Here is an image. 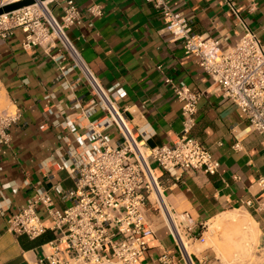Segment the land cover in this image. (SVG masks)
I'll list each match as a JSON object with an SVG mask.
<instances>
[{"label": "crops", "instance_id": "0c3cea01", "mask_svg": "<svg viewBox=\"0 0 264 264\" xmlns=\"http://www.w3.org/2000/svg\"><path fill=\"white\" fill-rule=\"evenodd\" d=\"M168 1L173 13L191 21L196 34L218 41L222 50L233 47L247 31L264 44V0ZM94 3L104 8L101 18L89 13ZM77 6L82 24L68 30L69 38L106 88L123 91L119 105L149 148L176 142L182 130V103L167 80L204 94L193 136L220 162V173L186 174L175 182L158 172L162 203H156L155 194L150 196L147 220L155 235L141 264H160L166 252L176 258V264H186L182 248L167 227L168 215L176 225V219L185 220V233L191 236L210 222L224 224L245 210L248 216L237 218L242 223L253 220L259 236H264V216L258 215L257 221L245 205L260 193L264 147L243 113L217 89L198 59L187 55L165 31L164 21L146 0H80ZM52 8L59 16L60 9ZM24 42L21 31L11 39L0 38V111L18 110L22 115L10 130L11 144L0 145V264H38L42 247L53 234L31 241L9 233L8 222L36 189L49 192L57 209L71 205L52 189L73 188V180L61 167L71 154L94 145L85 138L88 126L102 117L100 111L91 118L82 117L76 107L89 103L87 86L80 85L74 92L63 90L56 83V64L40 47L25 50ZM78 78L80 74L74 73L69 81ZM109 134L119 140L115 130ZM40 216L49 226L42 207ZM192 255L195 264L207 263L204 251Z\"/></svg>", "mask_w": 264, "mask_h": 264}, {"label": "built area", "instance_id": "2783aa9c", "mask_svg": "<svg viewBox=\"0 0 264 264\" xmlns=\"http://www.w3.org/2000/svg\"><path fill=\"white\" fill-rule=\"evenodd\" d=\"M5 1L0 0V7L9 5ZM78 1L53 0L0 16V38L8 40L17 31L23 32L25 50L40 47L56 64L59 72L56 83L63 90L74 92L80 85L87 86L89 103L76 107L82 117L91 118L97 111L102 113L99 120L89 124L85 137L94 145L71 154L61 167L73 180V188L52 189L71 205L57 209L49 192L36 189L27 205L9 220L8 232L31 241L53 234L54 238L42 247L43 256L38 264H141L155 235L147 220L150 196L155 194L156 203H162L163 185L158 172L180 182L184 175L192 173L217 176L221 164L193 136L204 94L171 80L167 83L182 103L181 133L170 145L147 146L127 111L119 105L123 91L119 87L106 88L68 36L70 28L82 24ZM146 2L164 21L165 31L180 43L187 55L198 59L199 67L217 89L243 113L249 129L262 138L264 147V44L259 37L247 31L233 47L222 50L218 41L196 34L190 20L173 13L168 0ZM52 5L60 9L59 16ZM89 13L98 19L103 16L104 8L94 3ZM74 73H79L81 78L70 82L69 77ZM21 117L18 110L0 111V145L11 144L10 130ZM111 130L119 134V140L111 137ZM235 148H239L238 144ZM258 185V198L245 205L252 213L264 216V177ZM41 207L49 226L40 216ZM167 227L184 253L176 235L181 237L179 226L174 231L167 221ZM191 240L205 242L203 236ZM176 263V258L168 252L160 257V264ZM185 263L194 264L190 255Z\"/></svg>", "mask_w": 264, "mask_h": 264}, {"label": "rangeland", "instance_id": "374dc122", "mask_svg": "<svg viewBox=\"0 0 264 264\" xmlns=\"http://www.w3.org/2000/svg\"><path fill=\"white\" fill-rule=\"evenodd\" d=\"M248 214L249 213L247 211L243 210L242 212H237L234 215H236L237 217H241L242 215L248 216ZM252 215L257 221L260 220V217L257 214L252 213ZM237 217L230 218L226 223L223 224V227L219 228L213 227L212 222H210L205 227H201L198 232L192 234L191 236H188L185 233L187 225L185 220H183L182 218H178L176 219V221L183 236L182 237L180 234L181 240L183 241V244L189 248L190 256L193 253L204 251L207 255V263L205 264H264V236L262 235V233H260L259 239L254 242L253 245L255 246L250 249V252L248 254L239 256L238 258L233 255L234 252L232 251L234 250L232 248L227 247V253L225 249H220L217 245L216 239L218 238V235H222L225 231H227V229H231V227L233 228V226L225 227L226 225L232 223L235 220L242 221V219ZM201 236L204 237L205 244H202L196 240H191L192 238L199 239ZM228 256H230L231 258H229ZM191 257L194 259L193 255Z\"/></svg>", "mask_w": 264, "mask_h": 264}, {"label": "bare ground", "instance_id": "6f19581e", "mask_svg": "<svg viewBox=\"0 0 264 264\" xmlns=\"http://www.w3.org/2000/svg\"><path fill=\"white\" fill-rule=\"evenodd\" d=\"M16 1H20V0H6L5 3L10 4V3H13ZM48 3H50V2H46L44 5H46ZM167 215H168V213H167ZM167 221L169 222L170 225L172 222L173 229L175 231V227L177 225H176V223H174L175 221L173 220L171 215H168ZM212 225H213V227H217V228L223 227V223H220L219 221H217L215 224H212ZM228 226L229 227L233 226V228L231 227V229H227V231H225L222 235H218V238L216 239L217 245L219 246V248L225 249V250L227 247L232 248L234 250V251H232V252H234L233 255L237 258L239 256L248 254L250 252V249L252 248V245L254 244V242H256L258 240V237H259V230H258V227L255 224V222L253 220H249V221L242 223L238 220H235L232 223L226 225L225 227H228ZM179 234H181L180 230H179ZM176 235H177V238L179 239L185 253L187 254V256L190 255L189 248L183 244L181 237H179L177 233H176ZM181 236H182V234H181ZM203 244H205V242ZM227 253H228V251H227ZM228 257L231 258L230 256H228ZM232 259H233V257H232Z\"/></svg>", "mask_w": 264, "mask_h": 264}, {"label": "water", "instance_id": "95a60500", "mask_svg": "<svg viewBox=\"0 0 264 264\" xmlns=\"http://www.w3.org/2000/svg\"><path fill=\"white\" fill-rule=\"evenodd\" d=\"M51 1H53V0H20V1H16V2L11 3L9 5H6L4 7H0V16L19 11L23 8L34 6L36 4H43V3L51 2Z\"/></svg>", "mask_w": 264, "mask_h": 264}]
</instances>
